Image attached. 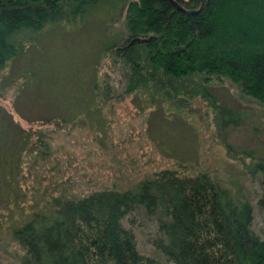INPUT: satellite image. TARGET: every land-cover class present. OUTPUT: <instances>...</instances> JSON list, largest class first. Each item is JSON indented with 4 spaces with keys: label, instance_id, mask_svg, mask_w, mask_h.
Here are the masks:
<instances>
[{
    "label": "trees",
    "instance_id": "trees-1",
    "mask_svg": "<svg viewBox=\"0 0 264 264\" xmlns=\"http://www.w3.org/2000/svg\"><path fill=\"white\" fill-rule=\"evenodd\" d=\"M173 1L179 7L171 0H0V69L53 28L77 32L93 16L109 21L124 12L125 32L114 35L119 40L102 38V55L119 64L121 85L96 81L93 106L120 87V94H143L170 107L194 93L214 101L204 85L223 78L264 102V0ZM215 108L222 125L237 124L234 109ZM0 109V198L10 205L18 185L13 137ZM253 168L261 174L257 204L264 210V158ZM137 214L154 224L151 245L168 264H264L249 200L208 172L169 168L125 190L53 198L12 227L19 264H159L138 250Z\"/></svg>",
    "mask_w": 264,
    "mask_h": 264
},
{
    "label": "rangeland",
    "instance_id": "rangeland-1",
    "mask_svg": "<svg viewBox=\"0 0 264 264\" xmlns=\"http://www.w3.org/2000/svg\"><path fill=\"white\" fill-rule=\"evenodd\" d=\"M124 20L122 12L109 21L93 16L77 32L53 28L0 69L1 114L13 137L18 185L12 204L0 198V264H19L22 249L12 227L53 198L125 190L164 168L226 181L251 203V229L264 240V210L257 204L261 174L253 168L264 158V102L223 78L204 85L214 101L194 93L170 107L143 94H120V87L93 106L96 81L121 85L119 64L102 50L108 37L125 32ZM216 104L238 112L237 124L222 125ZM139 214V252L168 264L151 245L154 224Z\"/></svg>",
    "mask_w": 264,
    "mask_h": 264
},
{
    "label": "water",
    "instance_id": "water-1",
    "mask_svg": "<svg viewBox=\"0 0 264 264\" xmlns=\"http://www.w3.org/2000/svg\"><path fill=\"white\" fill-rule=\"evenodd\" d=\"M173 2V4H175L176 6H178L173 0H171ZM204 0H201V3L203 4ZM179 7V6H178Z\"/></svg>",
    "mask_w": 264,
    "mask_h": 264
}]
</instances>
